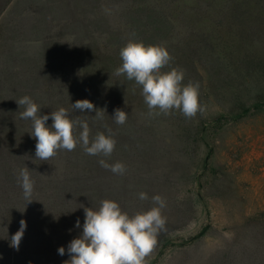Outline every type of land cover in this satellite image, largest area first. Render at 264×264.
I'll use <instances>...</instances> for the list:
<instances>
[{"label":"rangeland","instance_id":"obj_1","mask_svg":"<svg viewBox=\"0 0 264 264\" xmlns=\"http://www.w3.org/2000/svg\"><path fill=\"white\" fill-rule=\"evenodd\" d=\"M108 5L0 0V264H64L85 207L110 199L131 215L153 207L155 195L166 201V226L147 264H264V0H206L204 27L194 31L205 33L207 61L222 77L200 101L203 113L149 115L141 99L124 108L123 125L110 119L111 156L78 144L36 159L32 121L20 118L16 101L32 98L51 126L50 113L83 75L80 46L112 39L91 32L93 15ZM52 70L62 74L57 88L46 81ZM112 100L106 109L114 116L120 106ZM101 159L126 172L112 173ZM25 167L35 182L30 203L18 183ZM21 220L27 227L16 250L10 242Z\"/></svg>","mask_w":264,"mask_h":264},{"label":"clouds","instance_id":"obj_2","mask_svg":"<svg viewBox=\"0 0 264 264\" xmlns=\"http://www.w3.org/2000/svg\"><path fill=\"white\" fill-rule=\"evenodd\" d=\"M121 66L116 68L115 75L126 76L142 88V96L149 110V115H168L173 110L180 111L186 118H194L205 110L199 100V83L189 81L183 84L184 71L179 68H166L172 57L162 45H145L142 41L129 40L120 50ZM24 106L20 118L32 121L31 135L36 140V159L47 161L60 150L73 151L80 144L86 154L109 157L116 147V140L111 134L97 133L90 141V128L86 120L72 119L68 110L61 107L50 113L52 124L47 126L49 115L40 114V106L25 95L16 101ZM75 111H95L94 118L103 119L104 110L96 109L87 100H77L72 104ZM116 124L123 125L128 113L116 109L112 117ZM81 131L76 135V129ZM105 169L114 174L123 175L126 166L121 162L108 164L99 161ZM18 183L23 190L25 200L30 203L35 182L27 167L19 170ZM140 200L148 199L144 192L139 193ZM153 207L146 211L129 214L122 210L114 200L104 199L97 209L85 207V219L82 235L73 239L67 252L70 259L64 264H147V257L153 252L158 235L165 230L166 217L162 210L166 201L160 195L152 197ZM77 228L80 221H76ZM27 227L26 221H20L19 230L11 237L10 246L19 250V245ZM58 253L63 256L65 248Z\"/></svg>","mask_w":264,"mask_h":264},{"label":"trees","instance_id":"obj_3","mask_svg":"<svg viewBox=\"0 0 264 264\" xmlns=\"http://www.w3.org/2000/svg\"><path fill=\"white\" fill-rule=\"evenodd\" d=\"M106 2L109 3L108 10L93 15L95 20L94 25L91 24V32L96 37L108 35L112 39L107 45L98 42L93 46L88 44L80 46L79 52L82 55L84 53L86 59L83 62V75L73 88L68 89L63 100L66 101L63 108L68 110L70 118L86 120L89 124L90 141L97 133L109 134L110 119L113 115L106 106L112 104V98L121 110L128 104L143 99L142 88L139 85L127 80L124 75H115L116 68L122 64L120 50L129 40L142 41L145 45L164 46L172 60L162 71L174 67L182 69L183 84L189 81L199 83L200 101L208 95L211 84H217L219 77H222L219 68L212 69L207 61L206 45L203 43L205 33L201 32L202 30L194 31L196 27H204L206 0H106ZM47 75L49 87H55L54 84L63 81L62 74L53 70ZM55 88H51L50 91ZM83 99L91 101L96 109L104 110L103 119L94 118L95 111L85 110L81 113L72 108V104Z\"/></svg>","mask_w":264,"mask_h":264}]
</instances>
